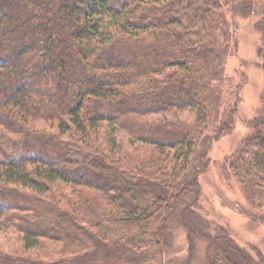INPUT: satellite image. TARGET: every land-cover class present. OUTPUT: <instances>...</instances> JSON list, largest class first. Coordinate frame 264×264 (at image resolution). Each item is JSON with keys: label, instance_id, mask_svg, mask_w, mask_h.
I'll return each mask as SVG.
<instances>
[{"label": "trees", "instance_id": "obj_1", "mask_svg": "<svg viewBox=\"0 0 264 264\" xmlns=\"http://www.w3.org/2000/svg\"><path fill=\"white\" fill-rule=\"evenodd\" d=\"M218 2L0 0V217L21 221L23 249L69 236L106 252L167 247L174 204L193 188L187 169L213 126L214 82L233 50ZM258 26L264 69V18ZM102 123L154 153L134 168L111 161L92 146ZM252 127L229 168L264 218V116ZM55 183L69 187L58 198L70 211L46 194ZM223 246L210 264H240ZM14 252L0 245V264H94ZM246 264H264V255Z\"/></svg>", "mask_w": 264, "mask_h": 264}, {"label": "rangeland", "instance_id": "obj_2", "mask_svg": "<svg viewBox=\"0 0 264 264\" xmlns=\"http://www.w3.org/2000/svg\"><path fill=\"white\" fill-rule=\"evenodd\" d=\"M218 1L216 12L223 13L231 23L233 50L222 65L221 77L214 82L213 126L202 135L187 169L193 188L191 191V186L186 187V193L174 204L167 247L163 249L162 243L161 248L146 254L127 248L106 252L93 243L75 246L69 236L59 240L41 238L36 247L23 249L24 235L16 227L21 221L16 219V224L11 225L2 223L0 217V245L5 250L15 249L14 253L20 256L38 260L69 257L94 264H210L221 244L240 264L255 262L260 253L264 255L263 212L252 208L245 187L229 168L230 161L238 157L253 133L254 120L264 116V69L259 56L263 33L258 29L264 18V0ZM230 111L232 127L218 136V126L229 120ZM181 115L193 119L189 111H182ZM127 132L102 123L94 133L92 146L111 161L115 159L134 168L136 162L138 166L151 157L155 149L134 141ZM63 190L68 192L69 187L55 183L54 191L46 194L61 202L59 210L70 211L68 201L58 198Z\"/></svg>", "mask_w": 264, "mask_h": 264}]
</instances>
